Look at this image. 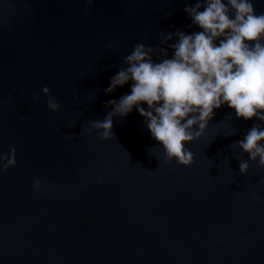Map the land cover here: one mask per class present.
<instances>
[{"label":"water","instance_id":"water-1","mask_svg":"<svg viewBox=\"0 0 264 264\" xmlns=\"http://www.w3.org/2000/svg\"><path fill=\"white\" fill-rule=\"evenodd\" d=\"M195 3L0 0V153L16 149L0 171V264H264V168L239 175L248 157L232 145L264 122L214 109L185 145L188 167L165 161L136 106L113 116L111 139L80 134L130 94L131 80L105 90L135 44L155 48L171 32L159 62L174 55L177 29L202 31L185 12ZM253 6L264 12V0Z\"/></svg>","mask_w":264,"mask_h":264},{"label":"clouds","instance_id":"clouds-1","mask_svg":"<svg viewBox=\"0 0 264 264\" xmlns=\"http://www.w3.org/2000/svg\"><path fill=\"white\" fill-rule=\"evenodd\" d=\"M87 2L91 4L92 0ZM202 2L204 9L200 11ZM185 12L202 31L185 34L177 29L176 43L170 45L174 55L159 62L153 60V55L158 52L167 57L160 45L173 38L171 32L164 34L155 48L135 44L130 54L121 57L127 67L110 79L105 90L110 94L131 80L130 94L123 95L119 102L107 101L112 111L102 121L90 120L80 134L90 135L95 130L98 140L111 139L113 116L124 117L136 106L152 137L162 145L165 161L175 159L178 165L188 167L193 163V154L185 145L201 137L214 109L227 104L235 110L237 119L255 117L264 122V12L256 14L253 0H227L226 4L222 0H196L194 6L185 7ZM230 12L234 18H230ZM218 38L222 39L217 46ZM41 92L48 97V110L57 112L61 106L49 87ZM75 92L73 100L78 101ZM141 103L147 104V110L140 107ZM194 125L198 130H193ZM233 134L234 130L229 135ZM261 141L264 128L253 124L242 140L232 144L248 157L239 161V175L248 172L250 162L258 161V166L264 168ZM15 156L14 147L0 153V171L15 167ZM33 186L39 190L40 181H34Z\"/></svg>","mask_w":264,"mask_h":264}]
</instances>
